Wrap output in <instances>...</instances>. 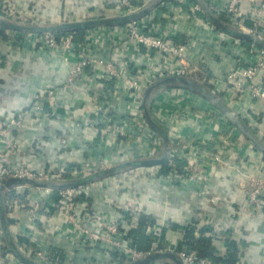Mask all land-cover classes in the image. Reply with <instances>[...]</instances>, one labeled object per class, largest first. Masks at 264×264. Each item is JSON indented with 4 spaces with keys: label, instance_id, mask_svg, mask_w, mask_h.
Here are the masks:
<instances>
[{
    "label": "built area",
    "instance_id": "2783aa9c",
    "mask_svg": "<svg viewBox=\"0 0 264 264\" xmlns=\"http://www.w3.org/2000/svg\"><path fill=\"white\" fill-rule=\"evenodd\" d=\"M65 1L69 0H0V17L21 24L47 25L93 17L126 15L141 9L152 0H114V4H109V0H102L99 8L88 9L81 13L75 10L70 12L66 9H63L62 14L60 12L58 15L49 12V3ZM206 1L214 12L223 16L231 27L247 33H254L264 40V0ZM159 7L165 11L166 16L177 13V9H181L180 12L188 10L192 18L202 19L205 26L214 29L206 19L200 5L191 0H167L162 2ZM77 16L80 17L78 20L76 19ZM53 17L59 19L49 23ZM149 17L147 16L142 20L124 26L108 28L118 31L121 42L125 41L127 45L128 43L136 45L147 54L157 53L169 60L159 66L157 73L150 75H147L142 68L135 67L134 69L130 60L119 62L117 54L106 57L98 52L99 49L106 47L108 43H113L111 37L106 38L105 35L100 33V29L103 27L88 30L82 41L76 40L75 32H65L58 36L53 32L36 34L5 29V33L9 36L8 40L16 50L26 48L40 54L60 56L63 62L69 66L65 88L73 87L77 81L86 77L90 71L99 74L97 79L98 83L101 84V88L99 84L93 97L94 102L100 107V112L95 119L88 122L78 120L71 114L66 115L69 119H64V115L58 113L63 102L54 101L55 90L53 87H46L45 90L36 93L31 103L19 115L8 113L0 117V181L6 179L25 180L27 181L25 185H15L9 191L15 190V193L20 194V189L24 191L29 188L50 199L54 205V214L57 216L58 233L61 228L66 227L65 234L59 236H65L68 239L71 249L80 250L83 247L85 248L84 251H88L92 255L90 258L81 259L77 256V250H75L67 253L63 260L57 258L59 253L52 251L48 240L49 233L43 232L41 228L38 229L39 227L25 235L29 241L24 246L20 245L19 249L24 255L40 264H102L93 261L95 248L98 249V254L106 255L110 259L117 255V263L121 260L133 262L157 253H169L175 255L181 264H214L211 259L199 257L198 251L193 248L176 249L178 241L184 236L186 227L189 225L198 226L196 235L201 234L203 229L206 228V223H202L203 220L199 218L186 220L183 210L181 211L182 218L176 216V218H179L177 221L180 225L178 229L180 237L175 240L167 239V244L163 248H159L156 244L150 250L141 251L133 246L131 239L128 238L127 230L130 228L129 221L134 222L147 212L148 202L146 204V201L148 198L146 197L144 201H141L142 195L139 191L142 182L147 180L160 185L188 186L203 181L210 169L225 168L239 173L242 181L241 185L245 187L246 203L238 207L236 216L240 218L247 216L260 221L261 237L258 243L263 249L260 248L258 264H264V152L258 149L247 137L244 136V139H242L239 135L233 134L232 131L234 130L223 135V141L229 150V152H225L223 148L215 145L217 144L215 140L219 139L221 134H217V136L212 134L211 137L202 141L190 139L187 134L180 131L167 129L172 146L171 158L165 163L168 167L167 170L163 169V164L139 166L121 171L99 181L59 190L32 184V182L67 183L125 162L153 159L142 154L141 148L137 149L140 146L139 143L145 139L148 140L155 148L156 153L162 149L163 143L156 131L139 116L140 112L144 111L142 101L146 90L159 77H188L203 84L208 78L209 84L215 86L223 94L221 95L223 101L236 114L241 118V114H248L252 117L257 115L255 122H260L258 116L260 112H254V107L258 105L261 107L264 104V48H260L256 44L250 46L240 45L238 47V43H236V48H234L232 54L233 65L224 73L225 75H221L220 72H213L210 69L211 66L207 57H204L200 64L189 60L187 52L190 49V42H178L175 39V34L157 29L154 19ZM0 29L2 28L0 27ZM107 39H111V41ZM0 40L2 41L1 38ZM1 63L2 59L0 57V66ZM223 76L224 78H222ZM111 85H115L117 89L130 94L131 97H136L135 103L137 105L134 112L137 117L134 119L133 124L127 121L123 122L119 115L112 114L111 109L106 110L109 104V100L105 98L107 95L106 89ZM172 89L175 88H166L162 92L165 93ZM186 91L192 94L191 91ZM222 117L225 119L223 124H227L228 120L225 115ZM55 120L62 122L70 120L72 128L70 132L75 133L79 129L88 128L100 138L101 143L106 141L118 147V162L110 165L103 157L95 160L86 159L82 161L79 169L71 172V180H65L64 178L66 174L70 173V164L61 155L49 162L48 166H33L27 158L29 154L26 153L27 149L22 139L13 136L10 132L12 130H24L30 122L40 125L41 122L45 121L49 124L46 127L47 131H45L44 136H49V128ZM230 127L237 128L232 124ZM248 127L255 138L264 144V130L259 129L258 131L255 123L251 127L248 125ZM229 128L227 126V129ZM237 129L242 135L244 134L239 128ZM68 141L69 139H59L62 145L68 143ZM132 146H135V149H132ZM20 152L25 156L23 159L16 158ZM111 187L127 189L128 199L121 206L124 214L120 220L112 219L108 221V219H102L96 213V210L92 209L89 202H80L82 197L90 198L94 192ZM55 191H57V200L54 199L56 196ZM22 211L23 206L20 205V199L13 198L7 202V215L13 220V223L14 220L17 223L21 219L20 214ZM125 217L126 220H124ZM121 220H124L123 222L127 226L123 225L122 227ZM174 223L171 217L165 216L157 220L156 225L153 227L149 226L148 234L151 235L163 228L170 231L175 225ZM212 224L213 221H209V225ZM207 234L216 239L217 251L221 256L226 254L229 240L243 238V234L237 235L236 232L230 231L229 233L228 230L221 231L218 228L210 230ZM5 236L0 215V264H24L13 252L5 250ZM13 239L17 243L19 236L13 233ZM22 248L26 251L24 252ZM239 248L242 256H240L241 259L237 264H246L244 255L249 248H244L242 244H239Z\"/></svg>",
    "mask_w": 264,
    "mask_h": 264
},
{
    "label": "crops",
    "instance_id": "0c3cea01",
    "mask_svg": "<svg viewBox=\"0 0 264 264\" xmlns=\"http://www.w3.org/2000/svg\"><path fill=\"white\" fill-rule=\"evenodd\" d=\"M180 10L177 9V13L166 16L165 11L158 6L152 11L149 18L154 19L157 29L175 34V39L178 42H190V49L187 52L189 60L200 64L201 60L207 57L212 71L225 75L224 73L233 65L232 54L236 43H238V47L244 46L243 41L225 35L216 29L208 28L203 24L202 19L192 18L188 10L183 12ZM215 14L225 21L222 15L216 12ZM100 30V33L106 38L111 37L114 43H108L106 47L98 50L103 56L109 57L112 54H117L119 62L130 60L134 69L135 67L142 68L147 75L157 73L159 66L168 60L157 53L147 54L136 45L130 43L127 45L125 41L121 42L117 30L108 27H103ZM181 37H185V42L181 40ZM107 40L111 41V39ZM0 57L2 59L0 66V117L8 113L19 115L31 103L35 94L45 90L46 87L54 88V101L63 102L58 113L63 114L64 119H69L66 115L71 114L78 120L88 122L95 119L100 112V107L93 100L100 84L97 72L90 71L73 87L65 88L69 66L58 55L40 54L26 48L16 50L9 40H0ZM99 86L101 88V84ZM106 93L105 98L109 100L106 110L111 109L112 114L119 115L123 122L127 121L133 124L137 117L134 112L137 105L136 97H131L130 94L120 91L115 85L107 88ZM216 95L222 99L220 95ZM150 108L155 120L166 130L180 131L187 134L190 139L203 141L211 137L212 134L216 136L221 134L220 138L215 140L217 142L215 145L223 148L225 152H229V150L223 141L224 134H229L234 130L233 134L239 135L242 139L244 136L246 137L237 128H229L231 125L229 121L227 124H223L225 122L222 117L224 114L208 100L194 93L190 94L179 87L165 93L160 91L156 95L154 94L150 101ZM261 110L262 106L260 107V105L254 107L256 113ZM140 113L139 118L148 124L144 111ZM48 124L49 122L45 121L40 125L30 122L26 129L10 132L13 136L22 139L27 149L26 153L29 154L27 158L33 166H48L49 162L59 155L69 164L101 157L110 165L118 162L117 151L119 148L106 141L101 143L100 138L92 130L84 128L73 133L70 132L72 129L70 120L64 122L55 120L49 128L50 135L47 137L44 134ZM59 139H69V141L62 145ZM139 144L137 149L141 148L142 154L151 158H158L162 154L159 151L157 156L155 148L146 139ZM126 148L128 149V147ZM131 148L135 149V146ZM24 157L20 152L16 158L23 159ZM6 180L0 181V187ZM241 182L240 175L236 171L213 168L199 183L188 186H167L146 180L142 182L139 191L142 195L141 201L148 198L145 215L153 220L157 221L165 216L171 217L174 224L180 226L177 221L179 218L176 216L181 217L183 210L186 220L199 218L203 220L202 223H206L205 229L207 230L218 228L221 231L228 230L229 233L230 231L236 232L237 235L243 234L240 242L242 240L244 242L241 244L247 245V248L249 246L256 247L259 256L260 248L263 249L258 243L261 237L260 221L247 216L241 218L236 216L238 207L246 203L245 187L241 185ZM9 189L6 188L4 191L6 208L7 202L13 198L20 199V205L23 206V211L20 214L21 219L17 223L14 220L13 226L9 225L12 237L13 233H16L20 238L25 237L29 232L39 227L38 229L41 228L43 232L49 233L48 240L53 252L58 253L60 248L69 247L68 239L65 236H59L65 234L66 227L61 228L58 233L57 216L54 214V205L50 199L29 188L24 191L20 189V194L15 193V190L10 192ZM90 198L92 199L90 206L102 219L120 220L124 214L121 206L127 202L128 193L125 188L111 187L94 192ZM209 221H213V224L209 225ZM140 222L141 218L134 222L129 221L130 228L138 229ZM166 235V239L169 240L180 237L178 230L167 231ZM6 243L10 245L9 239L5 236V245ZM16 246L21 247L18 242ZM83 250L80 255L76 252L77 256L81 259L90 258L92 254ZM96 256L98 259L110 260V257L102 254L97 255L95 251L94 257ZM246 264H258V258H253Z\"/></svg>",
    "mask_w": 264,
    "mask_h": 264
},
{
    "label": "water",
    "instance_id": "95a60500",
    "mask_svg": "<svg viewBox=\"0 0 264 264\" xmlns=\"http://www.w3.org/2000/svg\"><path fill=\"white\" fill-rule=\"evenodd\" d=\"M167 0H152L150 3L142 7L141 9L126 14V15H116V16H109V17H100V18H90L85 20H79V21H64L59 23H52L47 25H27V24H21L9 21L3 17H0V27L4 29H10L18 32H29V33H46V32H53V33H61V32H76L78 30H91V29H97L102 27H120L124 26L139 20H142L143 18L149 16L152 11L157 8L162 2ZM196 3L200 5L202 8L205 17L210 22V24L214 27V29L222 32L225 35H228L230 37H233L240 41H246L253 44H256L262 48H264V40L261 39L258 35L254 33H247L240 29H235L231 27L229 24H227L225 21L221 20L220 17H218L214 10L211 8L209 3L206 0H193ZM170 83H175L180 88H187L189 90L195 91L199 96L202 98L208 100L210 103H212L215 107H217L222 113L225 115L226 119L234 126L239 128L244 135L248 139L252 141V143L261 151L264 152V144L261 143L258 139L255 138L251 130L249 129L248 125L245 123V121L235 113L234 110H232L220 97H218L213 91H211L208 87H206L203 83L193 80L191 78H185V77H179V76H167L161 80L156 81L153 83L145 92L143 97V103H144V113L145 118L152 129L156 131L160 139L162 140L163 147H162V154L158 158L153 159H142V160H135V161H129L122 164H118L114 167L98 171L88 177H84L82 180H71L67 183H54V182H32V184L37 186H43V187H49L55 190L64 189L67 187H76L83 183H89L92 182L94 178L96 177H108L110 175H114L118 172L128 170L130 168H135L139 166H153L158 164H165L167 163L172 154V146H171V140L169 138V135L166 131V129L158 123L154 117L152 116V113L150 112V101L152 99V95L154 91H156L159 88H165L170 85ZM116 173H113V171L117 170ZM113 173V174H112ZM27 181L25 180H19V179H8L5 181L4 184L0 187V215H1V222L3 229L5 231L6 237L10 241V245L13 248V253L21 259L26 264H40L36 262L35 260L27 257L20 251V249L16 246V243L12 237L9 225H8V219L6 215V202L4 197V191L6 188H11L14 185H24ZM169 258L172 261H174L176 264H181L179 259L169 253H157L153 256L146 257L134 262H130L127 264H150L155 261Z\"/></svg>",
    "mask_w": 264,
    "mask_h": 264
},
{
    "label": "trees",
    "instance_id": "16d2710c",
    "mask_svg": "<svg viewBox=\"0 0 264 264\" xmlns=\"http://www.w3.org/2000/svg\"><path fill=\"white\" fill-rule=\"evenodd\" d=\"M193 2H195V1H193ZM101 3H102V0H93L92 2H91V0H74V1L69 0V1L61 2V3H49L48 9H49V12L54 14V15H58L60 12H61L60 14H62L63 9H66L70 12L72 10H75L76 12L81 13L82 11H86L88 9L89 10L97 9L100 7ZM108 3L114 4V0H109ZM87 31L88 30L76 31L75 32L76 40L82 41L84 39V35L87 33ZM63 33H65V32L58 33V36H61ZM0 38L3 41L4 40L6 41L9 39V36L5 33V29H0ZM181 40L183 42H185L186 39H185V37H181ZM243 44L245 46L253 45L252 43L246 42V41H243ZM260 48H262V47H260ZM210 69H212V68H210ZM165 77H167V76L159 77L157 79V81L161 80ZM185 78H188V77H185ZM204 85L206 87H208L214 93H216L220 96L223 95L220 93V91L218 89H216L215 86H212L211 84H209L208 78H207ZM178 87L179 86H177L175 83H170L169 86H167L165 88H159L156 91H154L153 95L160 92V91H163L166 88H178ZM182 89L189 90L187 88H182ZM222 89H223V87H222ZM189 91L198 95L193 90H189ZM226 102L229 103L228 101H226ZM150 112L152 113L151 108H150ZM152 116L154 117L153 113H152ZM241 116H242L243 120L245 121V123L247 125H249L250 127H251V125H253L255 123L256 127L258 128V131H259V129L264 130V104L262 106V110H261L260 114L258 115L260 117V122H257V123L255 122V117H257V115H253V117H252V116H249L248 114H241ZM161 150H160V152H162ZM159 153H156L157 156ZM81 163H82L81 161H75V163L70 164V167H69L70 173L65 175V177H64L65 180H71L72 179L71 172L73 170L79 169L81 166ZM163 169L167 170L168 169L167 165L163 164ZM117 171H118V169L113 171V173H116ZM118 173H120V172H118ZM103 178L102 177H96L93 179L92 182L99 181ZM82 179L83 178H78L77 180H82ZM55 195L56 196L54 197V199L57 200V191H55ZM80 202H82V203L83 202H89L91 204L92 199L88 198V197L87 198L82 197V198H80ZM130 218H131V215H130ZM124 220H126V217L124 218ZM124 220H121L122 221V224H121L122 227H123V225L127 226V224L125 225V222H123ZM8 225L13 226V220L10 218H8ZM154 225H156V220H153L152 218L148 217L147 215H143L141 217V222H140L138 229H134V230L130 229V228H128V230L126 229L128 231V233H127L128 238L131 239L133 246H135L136 248H138L141 251L150 250L156 244L159 246V248L165 247L167 244L166 233H167L168 229L163 228L162 230L155 231L153 234L149 235L148 234V228H149V226L153 227ZM197 227L198 226H192V225H189L188 227H186L183 238L181 240H179L177 243V246H176L177 250H183L187 247L193 248V249L198 251L199 257L211 259L214 262V264H237L240 261V259H241L240 256H242V255L240 253L241 250L239 248V244H241V242L243 244V242H244L243 240L241 242H240L241 239L229 240L227 252L225 255L221 256V255H219V253L217 251L216 239H213L210 234H207V232H209L210 230L203 229L201 234L196 235ZM179 228H180V226L173 225V227L171 229L172 230H178ZM27 242H28L27 237H21V238L19 237V239H18V244H20V245L24 246V244H27ZM244 245H242V246L244 248H247L246 247L247 245L246 246H244ZM248 248L249 249H248L247 253L244 255L246 262H250L251 259L253 260V258H256V259L258 258V260H259V256H258V253L256 251V247L249 246ZM83 249H84L83 247L80 250L73 249V248L71 249V247H68V246L64 247V248L62 247L58 251L59 256L57 258H60L63 260L66 257L65 253H71V252H74L75 250H77L78 254L80 255L81 251ZM95 249H96V254L98 255V253H99L97 251L98 249L97 248H95ZM5 250L13 252L12 251L13 248L10 245H7V243L5 245ZM22 250L24 252L26 251L24 248H22ZM97 259H98V257L96 256L93 261H99L100 260L99 262H101L102 264H127V263H130L126 260H121L119 263H117V261H116L117 255H114L109 261L106 259H98V260ZM161 263L176 264L174 261H172L169 258L161 259V260L155 261V262L150 263V264H161Z\"/></svg>",
    "mask_w": 264,
    "mask_h": 264
},
{
    "label": "rangeland",
    "instance_id": "374dc122",
    "mask_svg": "<svg viewBox=\"0 0 264 264\" xmlns=\"http://www.w3.org/2000/svg\"><path fill=\"white\" fill-rule=\"evenodd\" d=\"M92 1H93V0H91V2H92ZM92 12H93V11H92ZM78 16H82V15H78ZM78 16L76 17L77 20H78V18H80V17H78ZM93 18H100V17H93ZM57 19H59V18H58V17H53V19H52V18L50 19L49 23H50V22H55V21H53V20H57ZM70 19H73V18H70ZM58 253H59V252H58Z\"/></svg>",
    "mask_w": 264,
    "mask_h": 264
}]
</instances>
